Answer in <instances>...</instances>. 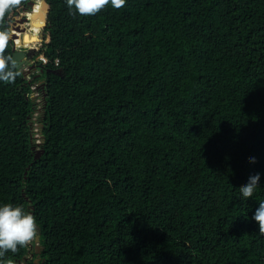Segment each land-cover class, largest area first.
I'll list each match as a JSON object with an SVG mask.
<instances>
[{"label":"trees","instance_id":"16d2710c","mask_svg":"<svg viewBox=\"0 0 264 264\" xmlns=\"http://www.w3.org/2000/svg\"><path fill=\"white\" fill-rule=\"evenodd\" d=\"M45 1L39 78L0 81V206L34 215L41 249L0 259L264 264V0H126L93 16ZM32 7L17 44L38 40Z\"/></svg>","mask_w":264,"mask_h":264},{"label":"clouds","instance_id":"9594fccd","mask_svg":"<svg viewBox=\"0 0 264 264\" xmlns=\"http://www.w3.org/2000/svg\"><path fill=\"white\" fill-rule=\"evenodd\" d=\"M22 1H23L22 6H24L25 1L27 0H22ZM22 1L0 0V22H3L6 15L15 7L20 5ZM29 2L32 1L29 0ZM33 2L40 3L39 10L37 11L38 13L41 10L42 2L41 0H33ZM66 4L70 11L74 8L75 11L81 16H93L98 14L109 4L114 9H120L125 6L126 0H66ZM26 8L28 9L29 13L33 12L34 10L32 5H27ZM37 13H34V15ZM22 15L26 17L28 20L23 25L22 24L20 25L22 27H26L27 25L25 24L30 21L31 17L25 16L23 14V11H22ZM7 22H9L8 17H7ZM14 26L9 25L10 30H0V81L9 84L13 83L20 75V71L17 69L16 62L14 61L13 57L11 55H6V49L8 47L9 40L12 43V47L13 45H17V46L20 45L23 46L26 50L28 48H33V45L26 46L22 44H17L15 42V39L10 38L11 33H13ZM47 27H48L47 23H44L42 20V27H40L38 33L39 34L43 33V30L47 29ZM25 33H29V32L26 31ZM47 34H48L47 39H44L43 42L49 40L48 30H47ZM19 39L22 42L23 39L22 33L19 35ZM38 50L39 49L37 50L35 49V55L31 59L32 65L38 63V59L44 60L42 54L37 55ZM41 57H43V59ZM22 66L23 67L20 70L24 72L26 78H28L33 71H38L36 67L33 69L30 68V66L27 64H24ZM38 67L40 68V64L38 65ZM36 76L39 78V75ZM35 82L30 85L32 90L30 96L35 100V102L38 105V108L39 107L41 108L40 104L42 103V99L44 98V96L39 91V87L42 86V80H39L38 83ZM34 124L35 122L33 123V130H34V134H36L35 132H37L38 127L34 128ZM34 138H35V143L39 144L41 141V137L40 138L34 137ZM36 150L39 149L36 148L35 151ZM250 161L254 163L255 158H250ZM259 180H260V176L259 174H256L255 176L249 177V182L239 188L240 193L244 198H251L253 196L256 188L258 187ZM253 219L259 225V232L261 234H264V202L259 203V207L255 211ZM37 227H38L37 221L34 215H32L30 212H27L22 206H18V205L13 206L12 204H5L3 206H0V258H3L5 254L9 251L15 253L18 247H24L26 245L31 246L30 243H32L33 241H34L33 244L35 245L36 244L35 238L38 235ZM37 243L39 245V241ZM36 259H38V257H36ZM0 264H12V261L10 259L7 261L0 259Z\"/></svg>","mask_w":264,"mask_h":264},{"label":"water","instance_id":"95a60500","mask_svg":"<svg viewBox=\"0 0 264 264\" xmlns=\"http://www.w3.org/2000/svg\"><path fill=\"white\" fill-rule=\"evenodd\" d=\"M41 2H42L41 10L37 14H35L33 17L35 18L38 16L41 20H43L44 23H46L47 14H48V5L45 0H41ZM22 5H23V1L20 3V5L15 7L9 14L8 16L9 25L14 26L17 22L23 25L25 22H27L28 19L22 16V11H21ZM17 29L23 32L26 29V27H18ZM47 30L49 32V28H47ZM13 37H15V34L11 33L10 38H13ZM34 55H35L34 48H28L26 50L23 46H20V45L19 46L13 45L12 47V57L14 61L16 62L17 69L19 70L23 67L22 65L24 64H27L30 66V68L34 69L35 66L31 64V59ZM40 72H42V68L40 69ZM52 72L58 73L59 70L58 69L55 71L53 70ZM39 155H40V151L36 150L35 157H39ZM37 229L39 228L37 227ZM38 241H39V235H37V237L35 238L36 244L34 245V248H35L36 253L40 252V247L37 243ZM37 260L38 259H35L34 262H37Z\"/></svg>","mask_w":264,"mask_h":264},{"label":"rangeland","instance_id":"374dc122","mask_svg":"<svg viewBox=\"0 0 264 264\" xmlns=\"http://www.w3.org/2000/svg\"><path fill=\"white\" fill-rule=\"evenodd\" d=\"M33 12H34V10H33ZM33 12H31V13H33ZM23 13H24L25 16H29V14H31V13L28 12V9L27 8L24 9ZM43 32H44V39H47V35H48L47 32H45L44 30H43ZM41 34L43 35V33H41ZM22 41L24 42V40H22ZM35 83H38V81L35 82ZM41 114H42V109L39 107L38 110L35 111V113L32 116V121H33V123L35 122L34 128L38 127L37 132H35L36 134L33 135L36 138H40L39 129H40V126H41V121H40L41 120Z\"/></svg>","mask_w":264,"mask_h":264},{"label":"flooded vegetation","instance_id":"af4514ba","mask_svg":"<svg viewBox=\"0 0 264 264\" xmlns=\"http://www.w3.org/2000/svg\"><path fill=\"white\" fill-rule=\"evenodd\" d=\"M35 4L36 3L33 2V1L28 3V5H35ZM25 8H26V6L23 8V11H24ZM32 22H34V21L32 19H30V21L25 24V25H27L26 29H25V32L27 31V32H29L31 34H32V32H34V31H32V28L30 27V24ZM37 38H38L37 42L33 45V48L36 49V50L39 49L42 46V43L44 41V32H43V35L38 33ZM38 65H39V63H35L34 64L36 69L40 72V68L38 67ZM39 72L36 75H40Z\"/></svg>","mask_w":264,"mask_h":264},{"label":"bare ground","instance_id":"6f19581e","mask_svg":"<svg viewBox=\"0 0 264 264\" xmlns=\"http://www.w3.org/2000/svg\"><path fill=\"white\" fill-rule=\"evenodd\" d=\"M34 7H35V5H34ZM30 27L32 28V26H30ZM22 36H23V38H24V33L22 34ZM22 40H24V39H22ZM20 44H22V45H26V44H25V41H24V42H23V41H22V42L20 41ZM26 46H27V45H26Z\"/></svg>","mask_w":264,"mask_h":264},{"label":"built area","instance_id":"2783aa9c","mask_svg":"<svg viewBox=\"0 0 264 264\" xmlns=\"http://www.w3.org/2000/svg\"><path fill=\"white\" fill-rule=\"evenodd\" d=\"M43 59V57H41Z\"/></svg>","mask_w":264,"mask_h":264}]
</instances>
